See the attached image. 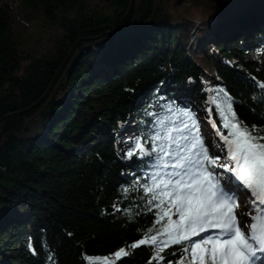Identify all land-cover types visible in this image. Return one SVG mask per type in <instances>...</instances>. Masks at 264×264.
Returning <instances> with one entry per match:
<instances>
[{
  "label": "trees",
  "instance_id": "1",
  "mask_svg": "<svg viewBox=\"0 0 264 264\" xmlns=\"http://www.w3.org/2000/svg\"><path fill=\"white\" fill-rule=\"evenodd\" d=\"M140 2L22 0L36 12L24 30L16 8L0 7V264H160L154 246L131 248L159 226L135 190L151 167L119 151L124 126L139 137L167 103L190 112L179 95L192 88L225 135L214 98L264 129V0H146L133 24ZM204 2L199 63L182 28ZM183 247L166 248L163 264Z\"/></svg>",
  "mask_w": 264,
  "mask_h": 264
},
{
  "label": "snow or ice",
  "instance_id": "2",
  "mask_svg": "<svg viewBox=\"0 0 264 264\" xmlns=\"http://www.w3.org/2000/svg\"><path fill=\"white\" fill-rule=\"evenodd\" d=\"M258 87L264 89V84ZM211 103L227 131L225 135L216 130L222 145L215 140L206 145L207 133L201 135L197 118L167 103V115L155 114L148 130L134 138L126 151L128 159L136 155L151 167L135 190L146 198L149 210L156 211L159 226L156 234L145 235L131 248L154 246L152 259L160 264L172 245H184L178 264H264V129L240 120L230 97ZM241 199L244 210L238 212ZM198 236L200 240H193ZM127 255L124 249L115 253L117 260ZM86 259L88 264H114L108 259Z\"/></svg>",
  "mask_w": 264,
  "mask_h": 264
},
{
  "label": "rangeland",
  "instance_id": "3",
  "mask_svg": "<svg viewBox=\"0 0 264 264\" xmlns=\"http://www.w3.org/2000/svg\"><path fill=\"white\" fill-rule=\"evenodd\" d=\"M191 2H194V0H191ZM217 2L222 4L225 2V0H217ZM21 3H22V0H0V7L10 6V7L16 8L19 18H20V28L24 30L26 27L30 25V23L33 20H35L36 12L29 10V9H25L24 7H22ZM182 3H184V0H181V4ZM208 7H209V4L207 2H204L201 8L193 9L195 15L197 14V17L193 18L192 20L186 21L185 26L182 28V33L188 42V47H187L188 51H190L193 59H195L199 63H200L199 58H200L201 52L203 51L205 47H209L210 45L206 43V41H204V38H206L207 34L206 35L203 34L202 36L203 38L201 39L200 38L196 39V36L193 37V35L195 34L196 29L199 27L200 16L204 13V11L208 9ZM254 37H256V33L252 35L251 38H249V40L246 42L245 49L251 48L252 46L251 42L253 41L252 38ZM151 56H154V53H151ZM244 57L249 60H255L257 57V54H253L252 52H249ZM262 60L264 61V57L262 58ZM209 82L210 80L206 78V83L209 84ZM179 96H182L183 98L180 100V103H179L180 107L190 108V113L197 118V121L200 125L201 135L204 136V132L207 128L206 122H209L210 124L213 125V120L211 118V110H212L211 105L193 102L195 98V92L192 88L186 89L185 93L184 94L181 93ZM86 115L91 118L94 116V114H91L88 111L86 112ZM132 118L134 119V117ZM134 138H138L137 125H134L133 123L129 122L127 125L124 126L123 132L121 133V135H119V139H118L119 140L118 141L119 151L126 159H128L126 156V151L128 150V148L131 147V144L133 143ZM126 144L128 146L127 148H126ZM205 144L207 145L206 139H205ZM209 151L211 154V149ZM221 154L220 156H222ZM220 158H222L221 161L223 162V160L225 159V156L220 157ZM216 171L222 172L221 169H216ZM240 203H241L240 208L241 209L244 208L245 201L243 200V202H240ZM248 207L251 208L250 201H248ZM118 211H119V208H118ZM237 211L239 212L240 210L238 209ZM173 219H176V217L174 216ZM200 239L201 238L199 236L193 238V240L195 241H198ZM130 251L131 250L128 249V252ZM11 255H13V253ZM156 262L160 263L159 261H156Z\"/></svg>",
  "mask_w": 264,
  "mask_h": 264
},
{
  "label": "water",
  "instance_id": "4",
  "mask_svg": "<svg viewBox=\"0 0 264 264\" xmlns=\"http://www.w3.org/2000/svg\"><path fill=\"white\" fill-rule=\"evenodd\" d=\"M145 1H146V0H141L139 6H138V8H137V14H136V18H135V21H134L133 24H135V23L137 22V20H138V18H139L140 11H141V9H142V7H143ZM81 41H82V39L79 40V42H78V43L72 48V51L77 47V45H78ZM72 51H71V52H72ZM70 54H71V53H70ZM67 59H68V57H67ZM67 59L65 60V62H64L63 65H62V67L60 68V70H59L58 73L56 74V77H55V79H54L53 84H54V83L57 81V79L59 78V75H60V73H61V71H62V69H63L65 63L67 62ZM53 84L51 85V87L53 86ZM44 98H45V97H44ZM44 98H43V99H44ZM37 105H38V104H36L35 106H37ZM30 109H31V108H29V109H27V110H24V111L20 112L19 115H23L24 113L28 112ZM15 115H17V114L9 115V116L6 117V119H7V118H10V117H14Z\"/></svg>",
  "mask_w": 264,
  "mask_h": 264
},
{
  "label": "bare ground",
  "instance_id": "5",
  "mask_svg": "<svg viewBox=\"0 0 264 264\" xmlns=\"http://www.w3.org/2000/svg\"><path fill=\"white\" fill-rule=\"evenodd\" d=\"M206 124H207V128H206L204 134L207 133V138H206L207 143H208L209 140H215V141L219 142V143L222 145L223 142L220 141V139H219V135H218V133H217L215 127H213V125L210 124L209 122H206ZM221 155H222V156H220V157H224L223 154H221ZM221 159H222V158H221ZM221 171H223V170L221 169ZM225 175H227V174H225ZM241 202H243V199H241ZM249 208H250V207H249ZM239 210H240V211H241V210L243 211L244 208H242V209L240 208ZM204 235H207V233H204L203 236H204ZM200 238H201V237H200Z\"/></svg>",
  "mask_w": 264,
  "mask_h": 264
}]
</instances>
